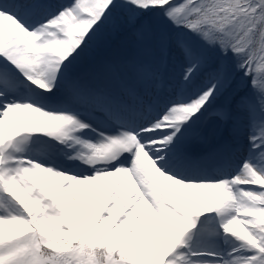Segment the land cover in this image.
I'll use <instances>...</instances> for the list:
<instances>
[{
  "label": "snow or ice",
  "instance_id": "1",
  "mask_svg": "<svg viewBox=\"0 0 264 264\" xmlns=\"http://www.w3.org/2000/svg\"><path fill=\"white\" fill-rule=\"evenodd\" d=\"M0 264H264V0H0Z\"/></svg>",
  "mask_w": 264,
  "mask_h": 264
},
{
  "label": "rangeland",
  "instance_id": "2",
  "mask_svg": "<svg viewBox=\"0 0 264 264\" xmlns=\"http://www.w3.org/2000/svg\"><path fill=\"white\" fill-rule=\"evenodd\" d=\"M126 50L129 51V49L127 48V37L125 39L121 40L119 43L114 44V48H113V50L110 53L113 54L115 52H123V51H126ZM96 52H97L96 50H93L92 51V55L95 56ZM107 52H109V50ZM82 63H84V62H82ZM77 67L79 68V65ZM220 103H221V105H223L224 101L222 100ZM209 118H210L209 121L213 120V122H214V126L212 127L213 132L211 133L210 131H208V133H207V135L210 136V138H208V139H210V141H209L210 144L206 143V141H205L206 140V136H205L201 140L199 145L200 144H205L206 148L210 150L212 148L211 146H213V144H214V141L216 139H218V138H223L224 136H223V129L221 130V126H218L216 124L217 117L213 114V115H210Z\"/></svg>",
  "mask_w": 264,
  "mask_h": 264
},
{
  "label": "bare ground",
  "instance_id": "3",
  "mask_svg": "<svg viewBox=\"0 0 264 264\" xmlns=\"http://www.w3.org/2000/svg\"><path fill=\"white\" fill-rule=\"evenodd\" d=\"M104 62H107L105 59L103 60V61H101L100 63H104ZM99 63V64H100ZM210 120V118H208V121H206L205 122V124H204V128L206 129V136H208L207 135V133H208V131H210L211 133L213 132V129H212V127L214 126V122H213V120H211V121H209ZM222 128V127H221ZM212 135V134H211Z\"/></svg>",
  "mask_w": 264,
  "mask_h": 264
}]
</instances>
